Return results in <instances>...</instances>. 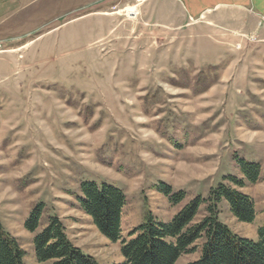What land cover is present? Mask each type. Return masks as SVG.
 <instances>
[{
  "label": "rangeland",
  "instance_id": "1",
  "mask_svg": "<svg viewBox=\"0 0 264 264\" xmlns=\"http://www.w3.org/2000/svg\"><path fill=\"white\" fill-rule=\"evenodd\" d=\"M20 1L0 25V224L25 264H50L36 262L32 240L53 216L82 254L123 261L120 241L80 211L81 182L124 193L120 231L129 241L148 213L167 223L223 176L240 177L237 159L260 166L258 183L242 189L255 219L238 223L224 202L218 217L256 241L264 226V43L236 30L245 18L217 11L171 30L155 23L153 0ZM161 183L184 200L172 205ZM39 203L30 233L24 223ZM203 215L204 206L196 220Z\"/></svg>",
  "mask_w": 264,
  "mask_h": 264
},
{
  "label": "trees",
  "instance_id": "2",
  "mask_svg": "<svg viewBox=\"0 0 264 264\" xmlns=\"http://www.w3.org/2000/svg\"><path fill=\"white\" fill-rule=\"evenodd\" d=\"M237 166L240 177L223 176L206 198H192L169 222H160L148 213L145 222L134 229L137 235L129 241L121 237L126 199L120 189L104 182H81L76 202L104 238L113 243L120 241L123 261L119 264H176L183 255L197 252L198 259L187 264H264V226L258 229L257 240L252 241L232 232L218 217V207L224 202L238 223L250 224L255 219L253 199L242 189L258 183L260 166L243 159H237ZM158 189L172 205L185 198L183 191L173 192L164 183ZM202 206L205 215L196 220ZM43 211L42 203L32 208L24 223L26 231L34 233L38 229ZM32 242L37 263L98 264L70 242L56 216L48 218L46 227ZM24 257L20 243L0 224V264H25Z\"/></svg>",
  "mask_w": 264,
  "mask_h": 264
},
{
  "label": "crops",
  "instance_id": "3",
  "mask_svg": "<svg viewBox=\"0 0 264 264\" xmlns=\"http://www.w3.org/2000/svg\"><path fill=\"white\" fill-rule=\"evenodd\" d=\"M25 1V5L32 2ZM20 3V0H0V25L13 10L20 8ZM150 8L155 23L171 30L217 11L233 14L235 18L242 16L245 20H237L236 30L251 33L264 43V0H153Z\"/></svg>",
  "mask_w": 264,
  "mask_h": 264
},
{
  "label": "bare ground",
  "instance_id": "4",
  "mask_svg": "<svg viewBox=\"0 0 264 264\" xmlns=\"http://www.w3.org/2000/svg\"><path fill=\"white\" fill-rule=\"evenodd\" d=\"M134 7H132V9L129 10L130 14H134Z\"/></svg>",
  "mask_w": 264,
  "mask_h": 264
}]
</instances>
